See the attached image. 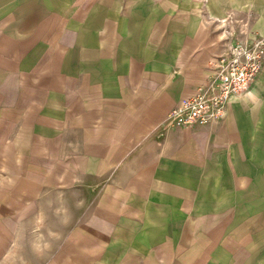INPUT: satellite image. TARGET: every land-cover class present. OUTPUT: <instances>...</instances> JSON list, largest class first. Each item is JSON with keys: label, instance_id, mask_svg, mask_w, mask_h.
Masks as SVG:
<instances>
[{"label": "crops", "instance_id": "crops-1", "mask_svg": "<svg viewBox=\"0 0 264 264\" xmlns=\"http://www.w3.org/2000/svg\"><path fill=\"white\" fill-rule=\"evenodd\" d=\"M231 14L264 40V0H0V264H264V46L222 118H168Z\"/></svg>", "mask_w": 264, "mask_h": 264}, {"label": "built area", "instance_id": "built-area-1", "mask_svg": "<svg viewBox=\"0 0 264 264\" xmlns=\"http://www.w3.org/2000/svg\"><path fill=\"white\" fill-rule=\"evenodd\" d=\"M219 22L226 26L227 39L211 63L213 84L198 86L169 111L176 123L190 126L222 118L230 99L244 92L262 67L264 40L250 35L248 21L231 14Z\"/></svg>", "mask_w": 264, "mask_h": 264}]
</instances>
